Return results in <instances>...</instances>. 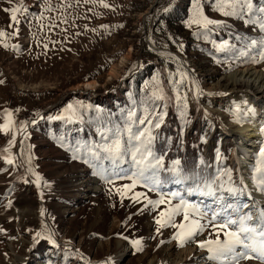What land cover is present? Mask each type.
Wrapping results in <instances>:
<instances>
[{
	"label": "rangeland",
	"instance_id": "374dc122",
	"mask_svg": "<svg viewBox=\"0 0 264 264\" xmlns=\"http://www.w3.org/2000/svg\"><path fill=\"white\" fill-rule=\"evenodd\" d=\"M154 1L0 0V30L8 34L6 42L0 41V124L6 111L14 122L12 135L0 130V264H221L199 246L216 238L207 222L211 211L207 217L192 214L206 226L181 245L176 239L180 229L156 223L167 205L156 208L148 201L179 192L202 211H217L218 205L200 201L202 193L190 191L197 173L216 177L214 188L224 185L217 196H226L229 186L244 189L227 203L247 204L252 195H264L253 179L256 174L243 178L236 159L245 151L252 171L264 132L255 147H240V138L231 132L248 119L241 104H232L235 93L225 91H242L243 85L237 88L229 78L237 70L250 66L264 74L259 59L264 28L247 22L250 16H264L256 12L264 0H252L255 15L245 12L243 18L225 16L213 0H201L204 15L223 22L209 29L188 26L193 0H160L143 22ZM15 7L21 9L18 23L4 11ZM160 90L164 99H148ZM178 95L186 100L178 101ZM70 104L78 107L81 119L66 113ZM145 108L153 124L156 114L166 113L163 123L154 128L146 121L133 131L151 127L155 139L150 147L163 157L164 167L179 160L181 174L193 179L174 183V174L162 170L156 190L145 181L124 187L133 183L134 165L130 156L119 163L107 158L98 146L110 142V135L101 133L125 127L130 112L142 118ZM58 116L64 118L54 119ZM12 136L15 143L9 147ZM136 193L147 199L137 201ZM261 203L264 208V198ZM255 208L243 207L240 213L251 210L255 217ZM228 212L238 218L231 208ZM173 223L187 222L181 213ZM239 264L264 261L242 259Z\"/></svg>",
	"mask_w": 264,
	"mask_h": 264
},
{
	"label": "snow or ice",
	"instance_id": "6c2138e0",
	"mask_svg": "<svg viewBox=\"0 0 264 264\" xmlns=\"http://www.w3.org/2000/svg\"><path fill=\"white\" fill-rule=\"evenodd\" d=\"M103 2V0H101ZM215 4V10L222 12L225 16H238L243 18L245 12L253 13V2L252 0H213ZM109 5L104 4V7ZM20 7L6 8L4 11L11 12L10 20L13 23H18L17 13L20 11ZM256 12L264 14V7L256 9ZM255 15V13H253ZM249 23H260V27L264 28V16H261L259 20L249 17ZM188 26L193 25L202 26L204 29H209V26H218L222 24V21L210 19L204 15L201 8V0H193L192 16L187 21ZM17 34V33H14ZM7 33L0 30V37L6 36ZM256 42L252 41L251 46H255ZM7 46V45H5ZM227 44H221L220 48L224 49ZM247 55V52L242 53ZM259 59L264 60V50L259 53ZM0 83H3L0 81ZM153 99H164L162 90L160 92H153L148 98ZM185 99L186 97L177 96V100ZM186 106V104H185ZM79 107H85L80 105ZM66 113L71 114L76 119H81L82 116L79 114L78 107L74 105H68L65 110ZM254 111V110H253ZM166 113H159L155 115L156 123H152V112L148 108L144 109V114L142 118H136L135 112L129 113V119L125 122V127L123 128H113L108 129L101 133L103 138H108L110 135V142L99 145L106 154L107 158H110L113 163H119L123 161L126 157L131 158V164L134 165L135 171L133 172V183L130 185H125L126 189H131L136 186L139 181H145V186L151 185L153 190H156L158 186L162 184L160 180V172L167 171L173 173L174 176L171 178L174 183H183L185 180L193 179L192 176L182 175V169H180V161H172V166L170 168L164 167L163 157L157 156L152 150L150 145L154 141L155 137L152 136L151 127L159 128L163 123V117ZM13 113L6 111L4 113L5 122L0 124V130L4 133L12 135L14 122L12 120ZM63 116L54 117V119H63ZM243 118L238 116V119ZM151 127H145L142 130L137 128L133 131L134 125H144L145 122ZM261 132H264V126L261 127ZM9 147L15 143V137L8 141ZM98 155V153H97ZM5 159L9 164H13L14 160L11 156H6ZM31 159V158H29ZM252 170L256 174L253 179L256 184L260 186L261 190L264 191V142L259 149L257 154V159L254 165H252ZM229 179H231L230 170L227 173ZM203 181V184L200 181ZM216 177L209 179L207 176L200 177L197 173L195 176V186L190 189L192 192H200L205 196L214 197V203L218 205L220 211L217 212L215 209L208 208L207 211H202L197 204H193L181 197L179 192H172L169 196H165L163 193L160 195L159 199L149 200L148 203L159 208L161 205H167L159 212V218L156 223L160 227H165L171 224L173 227L180 229L179 233L176 235L181 243H185L188 239L194 237L198 232L203 231L205 224L200 222V219H192V214L196 213L200 217H207L208 211H211V216L208 218V225L211 226L216 232L215 239H208L199 242L201 248H206L209 252V259L221 261L224 264L225 261L228 264H239L240 260H252L259 259L264 261V208L256 207L255 217L253 212L250 210L246 213H240V209L247 207V204H231L227 203L229 199L236 200L239 195L244 194L243 188H237L235 186L227 187V195L221 194L217 196V191H224V185H219V188H214ZM37 183H39V177H37ZM205 189H207L205 191ZM117 191H120L117 189ZM123 195V193H122ZM250 195V194H249ZM140 197L147 199L145 193H136L134 199L137 201ZM180 197L179 203L172 204V199ZM207 207V206H206ZM232 209L236 212L238 218L233 219L232 214L228 212V209ZM183 214V220L187 223L175 224L173 223L174 217ZM159 231V228L157 229ZM223 234L224 239L220 236ZM40 233H37L39 236ZM55 243V241H53ZM134 244L138 246L140 241H133ZM240 247L242 250L237 251Z\"/></svg>",
	"mask_w": 264,
	"mask_h": 264
},
{
	"label": "bare ground",
	"instance_id": "6f19581e",
	"mask_svg": "<svg viewBox=\"0 0 264 264\" xmlns=\"http://www.w3.org/2000/svg\"><path fill=\"white\" fill-rule=\"evenodd\" d=\"M184 67L187 68L186 64H184ZM229 78L231 80L230 81L231 84L237 86V88L238 85H243L242 91L229 90L228 88H226L225 91L226 92L230 91L231 93H235V95H233L231 98L232 104L235 103L241 104L242 107H244V113H245L244 118L248 119V123H244L238 130H233L234 132L231 133L238 135L240 139L239 141L236 142L240 143L241 148L243 146L244 148L249 146L253 148L256 146L258 140H262V138L259 139V137L261 135L263 136V132H261V127L264 124V74L260 69L249 66L233 72L232 74H230ZM231 89H233V87ZM243 100H245L244 104H243ZM248 151L252 152L253 150H248ZM244 152L243 151L242 152L240 151V153L237 152L236 159H239L241 176L247 179L248 177L246 176V174H250V172H253V170L250 171L249 166L247 167L246 165L247 163L245 161L247 154L245 155ZM247 184L250 190L254 188V186L249 184L248 181ZM256 195L257 196L255 195L251 196V198L247 203L248 207H251V205L256 207H261V204H263L261 203V200L264 198V195H262V193ZM199 198L201 202H210V204L213 203V205H217L213 201H210L213 198H210L209 196H205L201 194ZM41 217L42 219H45L44 214H42Z\"/></svg>",
	"mask_w": 264,
	"mask_h": 264
},
{
	"label": "water",
	"instance_id": "95a60500",
	"mask_svg": "<svg viewBox=\"0 0 264 264\" xmlns=\"http://www.w3.org/2000/svg\"><path fill=\"white\" fill-rule=\"evenodd\" d=\"M159 1H160V0H155L154 3L149 7V9H148L146 12H144V14L142 15V20H143V22H145L146 17H147L150 13L153 12V10H154V9L156 8V6L158 5ZM178 56H179V55H178ZM181 59H182V58L180 57V60H181ZM182 60H183V59H182ZM28 127H29V126H28ZM17 155H18L19 162L22 163V162H21V155H20V153L17 152ZM21 167H22V169H23V171H24V173H25V176H26V179H27V181H28L29 186L33 189L34 194L39 198V201L42 203L43 201H42L41 198L39 197L37 191L32 187V185H31V181H30L28 175H26V174H27V170L23 167V165H22ZM45 220H46L45 222H46V223L48 224V226L51 228V224L49 223L48 219L46 218Z\"/></svg>",
	"mask_w": 264,
	"mask_h": 264
},
{
	"label": "trees",
	"instance_id": "16d2710c",
	"mask_svg": "<svg viewBox=\"0 0 264 264\" xmlns=\"http://www.w3.org/2000/svg\"><path fill=\"white\" fill-rule=\"evenodd\" d=\"M140 24H141V21H140ZM138 38H139V40H143V37L141 36V34L138 35ZM7 39H8V34H7L6 36H2V37H0V41H1V42H6Z\"/></svg>",
	"mask_w": 264,
	"mask_h": 264
}]
</instances>
